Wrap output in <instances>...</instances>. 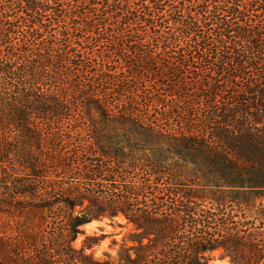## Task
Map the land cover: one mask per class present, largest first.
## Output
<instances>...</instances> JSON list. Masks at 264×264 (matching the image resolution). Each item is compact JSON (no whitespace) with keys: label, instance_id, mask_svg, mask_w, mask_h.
<instances>
[{"label":"trees","instance_id":"1","mask_svg":"<svg viewBox=\"0 0 264 264\" xmlns=\"http://www.w3.org/2000/svg\"><path fill=\"white\" fill-rule=\"evenodd\" d=\"M119 217L113 264H264V0H0V264Z\"/></svg>","mask_w":264,"mask_h":264},{"label":"rangeland","instance_id":"2","mask_svg":"<svg viewBox=\"0 0 264 264\" xmlns=\"http://www.w3.org/2000/svg\"><path fill=\"white\" fill-rule=\"evenodd\" d=\"M90 141L89 136H86L82 143H91ZM80 231L73 248L81 250L84 246H89L84 248V253L93 264L119 263L124 251L132 247L130 237L134 228L124 217L93 221L81 227ZM203 263L231 264L229 259L221 258L220 252L206 253Z\"/></svg>","mask_w":264,"mask_h":264}]
</instances>
